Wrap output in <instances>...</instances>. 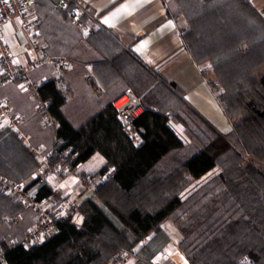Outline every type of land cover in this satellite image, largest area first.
I'll list each match as a JSON object with an SVG mask.
<instances>
[{
  "label": "trees",
  "instance_id": "1",
  "mask_svg": "<svg viewBox=\"0 0 264 264\" xmlns=\"http://www.w3.org/2000/svg\"><path fill=\"white\" fill-rule=\"evenodd\" d=\"M60 1L35 0L33 7L44 51L75 60L61 76L74 95L67 99L53 66L43 64L30 77L43 80L39 93L49 101L53 124L42 125L36 100L20 91L17 80L0 88V99L8 98L24 116L22 129L33 145L50 148L56 137L60 149L78 152L77 164L98 152L106 162L94 175L110 166L114 174L77 205L81 225L70 217L59 220L53 232L28 249L11 240L21 239L38 216L0 193V264H116L113 256L126 252L134 264H152L170 241L162 226L167 219L178 230V248L190 264H264V16L250 0L166 2L167 17L183 18L187 25L181 38L192 60L211 66L215 78L208 85L232 123L223 134L109 30L83 36L71 20L72 3L59 9ZM89 64L102 92L85 79ZM127 90L145 109L132 125L138 139L113 106ZM171 124L183 128L186 144ZM37 169L17 135L1 130L0 173L24 182ZM215 169L182 199L193 181ZM51 191L46 186L39 198ZM17 213L21 219L10 221Z\"/></svg>",
  "mask_w": 264,
  "mask_h": 264
},
{
  "label": "built area",
  "instance_id": "2",
  "mask_svg": "<svg viewBox=\"0 0 264 264\" xmlns=\"http://www.w3.org/2000/svg\"><path fill=\"white\" fill-rule=\"evenodd\" d=\"M34 1L0 0V88L17 80L20 91L29 92L36 100L35 110L41 114L43 125H48L53 123L49 101L41 98L39 93L41 82H34L30 77V71L43 64H50L60 78L74 67L75 60L64 55H50L44 51V44L39 38L40 19L34 10ZM68 3H72L70 16L73 24L85 31L84 18L90 16L87 7L74 0H61L57 7L65 9ZM14 21H17L22 37L20 50H16V43L7 34L6 27L12 25ZM86 80L93 84L95 92L100 91L90 74L86 75ZM113 106L129 134L138 139L132 125L145 110L140 97L127 90L113 101ZM24 121V116L13 108L9 100L0 99V131L7 129L14 132L38 163L37 171L28 181H14L0 173V193L20 202L24 207L32 208L38 216L37 221L24 232L21 239L11 240L13 245H21L28 249L53 232L59 220L70 217L74 223L78 225L81 223L76 221V217L80 216L75 199L78 189L70 187L66 191L52 188L50 185L53 180L74 174L78 152L60 149L62 141L56 137L50 148L33 145L29 135L22 129ZM113 174L114 167L110 166L99 176L100 182ZM48 185L52 188L51 193L39 198L42 190ZM79 185L81 188L90 187L91 177L80 176ZM56 196L59 197V201L55 200ZM20 219L21 213H17L10 221ZM119 258L117 255L113 256L114 260H120ZM167 258V252L160 250L151 258V263L161 264Z\"/></svg>",
  "mask_w": 264,
  "mask_h": 264
},
{
  "label": "crops",
  "instance_id": "3",
  "mask_svg": "<svg viewBox=\"0 0 264 264\" xmlns=\"http://www.w3.org/2000/svg\"><path fill=\"white\" fill-rule=\"evenodd\" d=\"M74 1L87 7L90 14L84 20L85 31L80 29L83 36H88L98 28L109 30L118 42L135 55L159 80L174 85L182 93L184 100L217 130L223 134H228L232 130V123L219 106L207 82L215 78L211 66L209 63L197 65L184 47L181 38V31L187 29L184 19L180 18L176 22L167 17L166 2L169 0ZM250 2L264 16V0H250ZM6 29L8 37L16 43V50H20L22 37L17 21L7 26ZM86 69V75L90 74L93 77L94 83L100 89L98 92H102L103 86L94 75L93 65H87ZM42 81L40 80V82ZM58 88L67 99L74 95L72 88L64 82L62 77L59 78ZM30 98L34 99L31 94ZM4 99L9 100L8 98ZM171 127L186 144L188 138L183 128L176 124H171ZM41 146L46 147L45 145ZM105 162V157L97 152L88 160L78 163L74 167V174L67 178L53 180L50 185L52 188L56 187L66 191L70 187L77 188L76 201L79 204L82 200L90 197L94 189L101 183L99 175L95 176L94 174ZM81 173L91 177L92 187L81 188L79 185ZM57 199H59L58 196L55 197V200ZM79 215L80 223H82L83 216L80 213ZM168 234L170 241L161 249L167 252L168 258L161 264H190L178 248L177 237L174 234L171 235L170 232ZM140 246L141 244L135 246L134 251ZM128 262L127 264L135 263V258L131 257Z\"/></svg>",
  "mask_w": 264,
  "mask_h": 264
},
{
  "label": "rangeland",
  "instance_id": "4",
  "mask_svg": "<svg viewBox=\"0 0 264 264\" xmlns=\"http://www.w3.org/2000/svg\"><path fill=\"white\" fill-rule=\"evenodd\" d=\"M218 170L215 169L212 172H210L209 174H206L205 176H203L202 178L193 181L182 193H181V197L182 199H185L188 195H190L192 192H194L200 185L204 184L207 180H209L213 175H215V173H217ZM93 185L91 184L90 187H92ZM191 191V192H190ZM78 196V194L76 195V197ZM76 199V198H75ZM77 202V201H76ZM162 226L165 228L166 231L170 232V234H174L177 237V241L179 242L180 240V234L178 232V230L175 228L174 224L172 223V221L170 219H167L166 221L163 222ZM134 251V248H133ZM136 251V250H135ZM131 257H134L130 252H126L125 254L122 255V257H120V260H114L112 258V262L116 263V264H127L129 263V259ZM112 264V263H110ZM131 264H134L131 263Z\"/></svg>",
  "mask_w": 264,
  "mask_h": 264
},
{
  "label": "bare ground",
  "instance_id": "5",
  "mask_svg": "<svg viewBox=\"0 0 264 264\" xmlns=\"http://www.w3.org/2000/svg\"><path fill=\"white\" fill-rule=\"evenodd\" d=\"M76 221H77V222H81V217H80V216H77V217H76Z\"/></svg>",
  "mask_w": 264,
  "mask_h": 264
}]
</instances>
